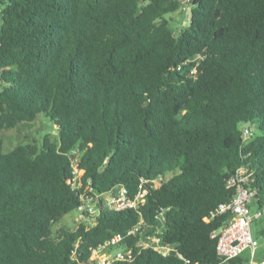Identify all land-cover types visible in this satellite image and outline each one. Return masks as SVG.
I'll return each instance as SVG.
<instances>
[{"label":"trees","instance_id":"obj_1","mask_svg":"<svg viewBox=\"0 0 264 264\" xmlns=\"http://www.w3.org/2000/svg\"><path fill=\"white\" fill-rule=\"evenodd\" d=\"M39 113L58 140L5 151L2 132ZM240 166L264 210V0H0V264H97L119 234L110 264H236L212 214ZM141 185L137 208L108 205Z\"/></svg>","mask_w":264,"mask_h":264},{"label":"built area","instance_id":"obj_2","mask_svg":"<svg viewBox=\"0 0 264 264\" xmlns=\"http://www.w3.org/2000/svg\"><path fill=\"white\" fill-rule=\"evenodd\" d=\"M196 58H199V56ZM194 71H196V69H194ZM75 172L81 174V171L76 167ZM251 176L252 173L246 166H240L232 172L227 179V186L234 190L233 196L229 201L221 203L212 214L228 215L226 223L212 235L217 238V253L221 258V263L239 257L243 255L246 250H250L251 264H264V259L258 260L256 257L257 250L261 243L252 231L254 221L263 216L264 210L252 209V204L256 200L257 190L249 184L252 178ZM161 180L162 178L159 177L152 181L158 186ZM146 192L147 190L143 189L141 185V190L136 197L131 198L127 193V189L125 187H120L116 194L109 197L108 205L114 209L137 208L139 206V201L145 200ZM87 207H90V205H86V203L78 207L80 217L83 219H85L84 210ZM137 229L136 227L131 229L130 233L135 232ZM122 239L123 236L119 234L110 242L94 249L92 254L93 258L97 255L98 259L96 260L94 258L92 260H96L97 264H110L115 259H122L124 253L118 248L115 249L116 252L114 254L103 253L105 256L100 254L105 248L117 244ZM153 242L156 243V246H154L156 249L161 250L162 247L168 251L170 249L168 246L161 243L160 237L156 236ZM146 245L151 244L146 243Z\"/></svg>","mask_w":264,"mask_h":264},{"label":"rangeland","instance_id":"obj_3","mask_svg":"<svg viewBox=\"0 0 264 264\" xmlns=\"http://www.w3.org/2000/svg\"><path fill=\"white\" fill-rule=\"evenodd\" d=\"M189 8V4H183L180 10L170 14L172 24L177 32H179L181 26L185 24V19L188 14ZM56 128V125H54L53 121L50 118H48L44 113H39L35 120L21 122L18 126L5 129L2 132L1 136L5 141L4 150L10 151L17 145L24 143H36L41 146L44 136L48 134L53 140L57 141L58 133ZM82 172L83 171H81L80 173L82 174ZM83 221L84 219L80 217V212L78 210H74L64 215L61 221L54 225V230H56L60 225H66L75 228ZM262 228H264V216L255 220L252 225L253 234L255 235V237H258L261 243L257 250L258 253L261 252V250L264 248V235L260 233V230ZM147 243L156 246V243L152 240L148 241ZM116 248L118 247H107L100 254H114L116 252ZM161 250H163L164 252L168 251L163 247L161 248ZM104 254L102 256H105ZM241 257V261L237 262L236 264H251L250 250H246L243 255H241ZM94 258L97 260L98 256L96 255ZM94 258L92 255L91 259Z\"/></svg>","mask_w":264,"mask_h":264},{"label":"water","instance_id":"obj_4","mask_svg":"<svg viewBox=\"0 0 264 264\" xmlns=\"http://www.w3.org/2000/svg\"><path fill=\"white\" fill-rule=\"evenodd\" d=\"M251 124H252V121L249 120V121H247V122H245L243 124V127H245L249 131L250 130V127H251Z\"/></svg>","mask_w":264,"mask_h":264},{"label":"crops","instance_id":"obj_5","mask_svg":"<svg viewBox=\"0 0 264 264\" xmlns=\"http://www.w3.org/2000/svg\"><path fill=\"white\" fill-rule=\"evenodd\" d=\"M258 260H261V259H258Z\"/></svg>","mask_w":264,"mask_h":264}]
</instances>
